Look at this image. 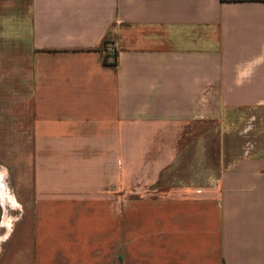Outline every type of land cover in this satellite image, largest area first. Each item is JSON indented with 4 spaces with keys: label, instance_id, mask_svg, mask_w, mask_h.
I'll list each match as a JSON object with an SVG mask.
<instances>
[{
    "label": "crops",
    "instance_id": "0c3cea01",
    "mask_svg": "<svg viewBox=\"0 0 264 264\" xmlns=\"http://www.w3.org/2000/svg\"><path fill=\"white\" fill-rule=\"evenodd\" d=\"M255 107L264 0H0V168L30 209L0 264H264V155L155 193L186 129Z\"/></svg>",
    "mask_w": 264,
    "mask_h": 264
},
{
    "label": "rangeland",
    "instance_id": "374dc122",
    "mask_svg": "<svg viewBox=\"0 0 264 264\" xmlns=\"http://www.w3.org/2000/svg\"><path fill=\"white\" fill-rule=\"evenodd\" d=\"M190 135L194 137L188 140ZM184 136L180 159L174 161L165 177L160 176L155 193L160 194L162 189L170 185L213 181L219 169L232 157L242 154L264 155V108H243L225 113L216 120L202 121L186 129ZM0 179L7 194L16 201L13 206L9 205L7 198L4 203L0 201V236H3L7 231L5 223H9L8 234L17 219L28 214L30 209L18 197L16 177L7 175L0 168Z\"/></svg>",
    "mask_w": 264,
    "mask_h": 264
},
{
    "label": "built area",
    "instance_id": "2783aa9c",
    "mask_svg": "<svg viewBox=\"0 0 264 264\" xmlns=\"http://www.w3.org/2000/svg\"><path fill=\"white\" fill-rule=\"evenodd\" d=\"M106 53L108 55L109 58H113L115 55V49H114V45L112 43H107L106 44Z\"/></svg>",
    "mask_w": 264,
    "mask_h": 264
},
{
    "label": "bare ground",
    "instance_id": "6f19581e",
    "mask_svg": "<svg viewBox=\"0 0 264 264\" xmlns=\"http://www.w3.org/2000/svg\"><path fill=\"white\" fill-rule=\"evenodd\" d=\"M0 201H1V203L5 202V191H4V187H3L2 183H1V181H0ZM5 225H8V224L6 223ZM1 237H3V236H0V241H1Z\"/></svg>",
    "mask_w": 264,
    "mask_h": 264
},
{
    "label": "trees",
    "instance_id": "16d2710c",
    "mask_svg": "<svg viewBox=\"0 0 264 264\" xmlns=\"http://www.w3.org/2000/svg\"><path fill=\"white\" fill-rule=\"evenodd\" d=\"M106 57H107V55H105ZM108 59H110L109 57H108ZM111 61H109L108 63L109 64H114V57L112 58V59H110Z\"/></svg>",
    "mask_w": 264,
    "mask_h": 264
},
{
    "label": "water",
    "instance_id": "95a60500",
    "mask_svg": "<svg viewBox=\"0 0 264 264\" xmlns=\"http://www.w3.org/2000/svg\"><path fill=\"white\" fill-rule=\"evenodd\" d=\"M1 214H2V207H1V203H0V218H1Z\"/></svg>",
    "mask_w": 264,
    "mask_h": 264
}]
</instances>
